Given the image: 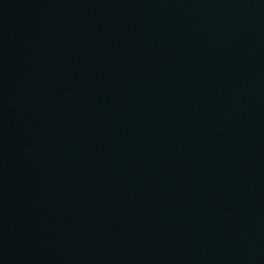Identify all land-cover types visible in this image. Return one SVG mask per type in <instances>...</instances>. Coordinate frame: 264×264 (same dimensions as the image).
<instances>
[{
  "label": "water",
  "instance_id": "water-1",
  "mask_svg": "<svg viewBox=\"0 0 264 264\" xmlns=\"http://www.w3.org/2000/svg\"><path fill=\"white\" fill-rule=\"evenodd\" d=\"M0 264H264V0H0Z\"/></svg>",
  "mask_w": 264,
  "mask_h": 264
}]
</instances>
